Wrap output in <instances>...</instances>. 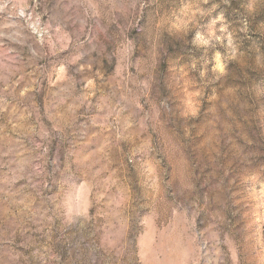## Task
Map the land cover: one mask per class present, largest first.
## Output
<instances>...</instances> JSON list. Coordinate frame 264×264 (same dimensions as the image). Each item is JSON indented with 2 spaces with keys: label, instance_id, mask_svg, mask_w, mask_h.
<instances>
[{
  "label": "rangeland",
  "instance_id": "rangeland-1",
  "mask_svg": "<svg viewBox=\"0 0 264 264\" xmlns=\"http://www.w3.org/2000/svg\"><path fill=\"white\" fill-rule=\"evenodd\" d=\"M0 264H264V0H0Z\"/></svg>",
  "mask_w": 264,
  "mask_h": 264
},
{
  "label": "clouds",
  "instance_id": "clouds-1",
  "mask_svg": "<svg viewBox=\"0 0 264 264\" xmlns=\"http://www.w3.org/2000/svg\"><path fill=\"white\" fill-rule=\"evenodd\" d=\"M203 3H207L208 0H202ZM248 11H254V5H248ZM211 16V10H204L200 4L188 2L186 3L179 12V16L171 24V28L178 31L187 32L192 28L199 26L200 22ZM244 29H241L243 31ZM222 40H227V48L231 55L229 59H236V50L232 46V35L227 33L226 25L224 22L223 14L217 15L215 18H211L207 30L204 33L197 32L193 40V44L197 48L207 49L209 46L220 44ZM192 70L196 69V64L193 62L190 65ZM184 69H181L183 71ZM213 72L217 73V79L225 74V65L221 63V57L219 54L215 56V67L212 69ZM187 73H185L186 75ZM205 73L200 72V76L203 77ZM189 81L186 80L185 91H187ZM202 96L201 91H194L187 94L185 101L186 112L183 115L195 117L198 114L200 103L197 99Z\"/></svg>",
  "mask_w": 264,
  "mask_h": 264
}]
</instances>
